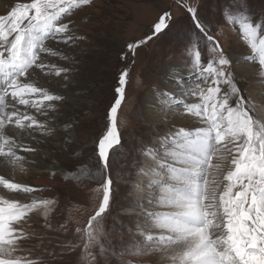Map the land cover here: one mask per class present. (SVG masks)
Here are the masks:
<instances>
[{
    "label": "snow or ice",
    "instance_id": "obj_1",
    "mask_svg": "<svg viewBox=\"0 0 264 264\" xmlns=\"http://www.w3.org/2000/svg\"><path fill=\"white\" fill-rule=\"evenodd\" d=\"M92 4L93 0H12L0 13V169L11 167L25 172L24 161H31V157L22 153L38 151L26 144L25 138L39 141L36 133L47 136L62 131L64 142L57 146L61 150L75 143V115L63 128L56 129L37 120L29 109L46 114L41 110L57 107L52 102L70 100L75 112L78 103L86 102L82 96L48 89L42 77L55 70L56 76L64 73V79H68L71 69L58 68L48 60L58 54L52 44L67 45L83 39L76 35L78 26L70 17ZM181 6L186 8L195 29L185 49L187 75L171 69L167 78L175 82L179 92L154 90V95L164 113L162 123L187 117L198 126L185 129L173 125L158 133L156 147L146 145L138 150L143 161L132 184L135 199L123 210L135 212L136 219L134 226L122 228L141 239L117 251L105 239L102 227L105 213L111 215L114 191L110 157L124 147L117 117L125 99L128 70L119 77L109 123L96 142L99 167L91 171L81 165L72 172L50 169L52 176L59 171L66 178L80 180L79 172L98 183L95 191L102 199L85 230L84 264L97 256L107 259L150 253H159L163 264H264V103L258 105L246 97L237 83V78L245 79L244 73L248 72L264 85V19L254 18L247 0H230L223 13L225 20L238 29L250 49L234 59L225 54L210 34V27L201 22L197 9ZM171 21V12H164L152 29L153 35L170 30ZM146 42L128 44V51L134 56ZM201 44L208 50L206 60H202ZM19 106L25 107L22 110ZM10 126L19 131L10 134ZM225 154L232 155L234 169L218 180L216 173ZM0 186L29 197L37 191L15 182L9 174H0ZM30 198V203H22L0 196V264H36L14 255L20 249L18 241L25 238L23 228L15 225L39 208L47 216L48 206L54 201ZM118 264L125 262L118 260Z\"/></svg>",
    "mask_w": 264,
    "mask_h": 264
},
{
    "label": "rangeland",
    "instance_id": "obj_2",
    "mask_svg": "<svg viewBox=\"0 0 264 264\" xmlns=\"http://www.w3.org/2000/svg\"><path fill=\"white\" fill-rule=\"evenodd\" d=\"M229 3L230 0H180L179 3L177 0H93L91 6L78 10L70 17L78 26L76 35L83 39L67 45L53 43L52 47L58 54L48 57L49 62L58 68L71 69L67 73L68 79H64V73L58 77L52 70L51 74L42 77V82L50 90L67 96H82L86 102L78 103L75 112L70 100L54 102L57 107L47 109L53 113V119L36 112L40 121L46 118L56 129L63 128L68 118L75 115V143L67 150H61L57 146L64 142L62 131L47 136L36 133L39 141L25 138L26 144L38 149L28 155L31 161H24L26 171L21 173L18 168L9 167L14 177L27 176L31 187L37 190L30 197L54 201L48 206L49 217H44L41 214L44 209L39 208L31 212L26 221L15 225L23 228L25 238L18 241L20 249L14 255L33 260L36 264H84L85 230L102 199L101 194L95 191L98 183L79 172L80 180L71 176L66 178L59 171L52 176L50 169L72 172L81 165H87L91 171L99 167L96 142L109 123V111L117 98L115 88L124 70H128L129 77L125 99L117 117L124 147L115 153L114 158L110 157L114 191L109 207L111 215L105 213L107 218L103 220L102 227L105 239L117 251L129 242L141 239L122 228V225L134 226L136 219L135 212L123 210L128 209L135 199L132 184L143 161L138 150L146 145L156 147L158 133L173 125L185 129L198 126L194 121L154 125L146 117L145 100L152 98L156 101L154 90H169L166 81L171 69L184 70L182 74L187 75L185 49L195 29L182 4L197 9L201 22L210 27V34L219 41L226 55L239 59L242 53L250 52L238 29L225 20L223 13ZM247 8L255 19H264V0H247ZM166 11L172 14L170 30L153 35L154 25ZM149 36L153 38L148 40ZM146 39V44L138 47L134 56L128 51V44ZM200 47L202 60H206L208 50L203 44ZM122 56L126 58L122 59ZM227 70L231 72L232 68ZM244 76L243 80L237 78L242 93L258 105L264 103V85L257 83L252 73H245ZM81 89L82 92L79 91ZM231 159L232 155L225 154L222 167L216 173L218 180H223V176L234 169ZM134 161L137 162L135 166ZM226 183L223 181V184ZM237 190L234 189V192ZM21 200L22 203L31 202ZM78 228L80 232H77ZM118 260L125 264H163L159 253L125 254L107 259L97 256L95 260L90 258V264H118Z\"/></svg>",
    "mask_w": 264,
    "mask_h": 264
},
{
    "label": "bare ground",
    "instance_id": "obj_3",
    "mask_svg": "<svg viewBox=\"0 0 264 264\" xmlns=\"http://www.w3.org/2000/svg\"><path fill=\"white\" fill-rule=\"evenodd\" d=\"M11 2H12V0H0V13H3L5 11V6L7 4H10ZM176 71L179 73L184 72V70H176ZM246 73H248V72H246ZM167 77H168V74H167ZM189 84H191V81H189ZM166 86L168 87V89L171 92H174V93L179 92L175 82L169 78H168V81H166ZM44 103L47 104L49 102L45 101ZM52 103H54V102H52ZM19 107L23 110L25 106H19ZM144 109H145L146 117L154 125L186 124L189 122H193V120L186 117L183 119H174V120H170L166 123H162L161 122V116L164 113L161 111L160 107L157 105V101H155L152 98H146ZM29 111H30V113L36 115V110L34 108H30ZM43 112H46V115H49L48 118L53 119V113L51 111H47V109H44ZM37 120H39V119L37 118ZM42 121L48 122L46 118L43 119ZM48 124H50V123L48 122ZM15 131H19V130L11 129V126H10V134H14ZM22 154L28 157V155L30 153H22ZM0 174H9L12 178H14L15 182L31 186V184L27 180V176H25V175L19 176L18 175V178H17V176L15 175V177H14V175L12 174V171H10L9 167L0 169ZM0 192H1V195L3 197H6L8 199H19L20 201H22L21 199H23V201H25V202L31 201V198H29L28 195L8 192L6 189H3L2 186L0 187ZM24 199H26V200H24ZM41 214L44 217H49V212H48L47 216L44 215V211H41Z\"/></svg>",
    "mask_w": 264,
    "mask_h": 264
},
{
    "label": "water",
    "instance_id": "obj_4",
    "mask_svg": "<svg viewBox=\"0 0 264 264\" xmlns=\"http://www.w3.org/2000/svg\"><path fill=\"white\" fill-rule=\"evenodd\" d=\"M146 41H147V39H146ZM144 45V44H143Z\"/></svg>",
    "mask_w": 264,
    "mask_h": 264
}]
</instances>
